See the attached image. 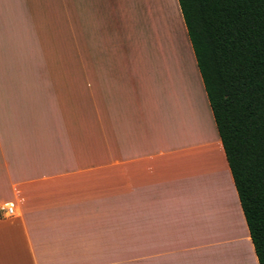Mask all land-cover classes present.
<instances>
[{
	"label": "rangeland",
	"instance_id": "1",
	"mask_svg": "<svg viewBox=\"0 0 264 264\" xmlns=\"http://www.w3.org/2000/svg\"><path fill=\"white\" fill-rule=\"evenodd\" d=\"M107 3L99 7L91 0H29L22 7L10 9L15 13L14 26L30 32L13 29L11 53L14 59L20 58L22 45L21 58L30 84L38 87L35 92L39 98L34 97L30 103L36 108L38 99L43 115V217L61 223L44 228L43 249H67L70 228L62 223L75 220H92L93 226L85 229L93 235L115 236L117 221L132 219L133 212L128 208L138 203L195 202L199 218L207 216L226 224L233 214V227L240 234L237 223L243 228L244 224L231 176L228 191L222 177L207 166L211 153L220 149L224 156L217 134L216 144L211 145L207 136L195 135L189 122L184 132L177 124V135L172 137L174 109L169 96H175V84L186 78L183 65L178 64L181 52L174 29L169 24L165 29L160 24L153 26L156 2L145 8L147 18L141 17L142 10L135 2L130 7L124 0L110 9ZM160 30L171 52L167 65L170 74H166L168 82L173 78V86L167 85L162 72L158 75L157 59L149 44L150 38L155 41L159 37ZM184 82L181 89L188 90V103L181 107L192 117L194 127L198 110L189 80ZM138 118L143 131L136 128ZM146 118H150V129L145 132L142 123ZM145 133L152 140L154 137L149 150L166 149L170 173H175L172 178L141 171L122 153L117 155V139L135 137L138 141L137 137ZM180 149L195 155L194 164L199 163L202 169L200 183L194 179L189 182L182 174L177 177L179 158L171 152ZM203 162L207 167L202 168ZM235 211L240 215L239 222ZM198 227L204 230L203 223ZM52 261L46 259L45 263Z\"/></svg>",
	"mask_w": 264,
	"mask_h": 264
},
{
	"label": "crops",
	"instance_id": "2",
	"mask_svg": "<svg viewBox=\"0 0 264 264\" xmlns=\"http://www.w3.org/2000/svg\"><path fill=\"white\" fill-rule=\"evenodd\" d=\"M91 1L94 6L99 7L108 2L107 8L110 9L124 0ZM126 1L130 7H133L134 2L137 3L142 10L143 18H147L145 8L151 3H158L155 11L153 10V26L160 24L162 29H165L169 24L178 37L181 52L179 61L181 63L178 64L183 65L185 76L189 80V90L194 96L198 111L197 126L194 123L193 127L192 117L181 107L185 108L188 103V90L181 89L186 78L181 77L182 83L175 84L178 88L175 96L172 97L171 94L169 96L174 109L172 119L175 131L172 137L175 138L177 135V124L180 132H184L190 122L195 135L198 133V138L207 136L209 139L211 133L214 137L217 134L222 145L215 121L212 120L214 119L212 109L178 0ZM26 2L29 0H0V264H48L45 263L46 259L53 260L51 264H259L241 205L239 211L245 228L244 234H237L234 229L233 214L230 222L226 224L219 223L214 218L208 219L207 216L199 218L197 214L199 207L195 202L138 203L128 208L133 212L132 219L117 221L115 236L109 238L107 235H93L85 229L93 226L92 220H75L68 224L62 223L63 226L68 225L70 228L67 249H43L41 242L44 241V228L59 226L61 223L43 217L46 163L41 139L43 115L41 116L38 99L35 103L36 108L33 102L30 103L34 97L39 98V93L35 92L38 87L33 85L34 82L30 84V78L26 73L28 70L22 61L24 58L22 45L19 47L22 58L14 59L11 53L14 44L13 29L25 27L14 26L13 11L10 9L15 5L22 7ZM151 28L149 31L152 32ZM28 33L30 32L23 34ZM157 35L159 37L155 41L149 39V44L157 59L158 75L161 76L162 73L166 75L167 85L173 86V78L168 82L169 77L166 74H170L167 72L169 68L167 65L171 61L169 58L171 52L166 44L168 40L163 30L158 31ZM25 58L28 61L27 54ZM9 72H13L14 76H9ZM172 73L176 71L172 70ZM130 99L128 98L129 101ZM160 116L165 120L164 113ZM137 121H139L136 125L137 130L143 131L140 129L142 127H139L140 118ZM149 121L150 118H146L142 123L145 132L150 129ZM137 139L138 141L135 137L132 140L126 137L117 139V155L120 156L122 153L123 157L129 158L127 161H132L133 167L138 165L141 171L158 172L161 177L175 176V173H170L172 170L166 161L168 158L165 157L166 149H160L158 152L149 150L148 146L153 143L154 137L152 140L151 136L145 133L144 137L138 136ZM213 140L209 139L211 145L216 144ZM175 153L179 158L177 169L180 173L177 177L182 174L189 182L194 179L200 183L202 169L199 163L194 164L195 155L184 149L171 152ZM211 155L213 156H209L211 159L208 158L207 162L210 172L218 173L226 185L232 186L229 177L231 176L232 181L233 177L225 152L223 153L225 159L220 149ZM202 164V168L206 166V162ZM236 194L238 196L237 191ZM8 203L14 205L13 215H7L2 209V206ZM202 223L203 231L198 227Z\"/></svg>",
	"mask_w": 264,
	"mask_h": 264
},
{
	"label": "trees",
	"instance_id": "3",
	"mask_svg": "<svg viewBox=\"0 0 264 264\" xmlns=\"http://www.w3.org/2000/svg\"><path fill=\"white\" fill-rule=\"evenodd\" d=\"M259 264H264V0H178Z\"/></svg>",
	"mask_w": 264,
	"mask_h": 264
},
{
	"label": "bare ground",
	"instance_id": "4",
	"mask_svg": "<svg viewBox=\"0 0 264 264\" xmlns=\"http://www.w3.org/2000/svg\"><path fill=\"white\" fill-rule=\"evenodd\" d=\"M215 137H214V135L211 133V138H209V139H214ZM211 141V140H210ZM214 141V140H213ZM225 182H228V181H225ZM226 184V183H225ZM228 185V184H227ZM226 185V186H227ZM229 186H231L230 184L227 186L228 188H229ZM230 190V188L228 189V191ZM235 215H236V217H237V221L239 222V220H240V215H239V213L238 212H236L235 211ZM237 226H238V231H239V233L240 234H244V232H245V229L242 227V226H240V223H237Z\"/></svg>",
	"mask_w": 264,
	"mask_h": 264
},
{
	"label": "built area",
	"instance_id": "5",
	"mask_svg": "<svg viewBox=\"0 0 264 264\" xmlns=\"http://www.w3.org/2000/svg\"><path fill=\"white\" fill-rule=\"evenodd\" d=\"M2 209L6 212L7 215H13L15 213L14 205L12 203L3 205Z\"/></svg>",
	"mask_w": 264,
	"mask_h": 264
}]
</instances>
